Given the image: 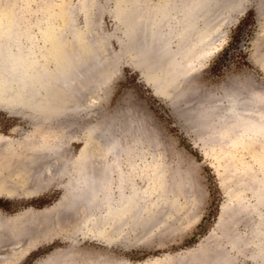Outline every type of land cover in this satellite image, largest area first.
<instances>
[{"label": "rangeland", "instance_id": "374dc122", "mask_svg": "<svg viewBox=\"0 0 264 264\" xmlns=\"http://www.w3.org/2000/svg\"><path fill=\"white\" fill-rule=\"evenodd\" d=\"M153 1L156 0L151 2ZM116 2L117 0H0V3L6 5L4 11H0V27H6V19L14 16L16 26L22 32V43L26 44L24 37L30 35L33 38L30 42L34 50L37 49L36 52L43 45L41 29L65 25L68 13L73 18L75 27L82 29L87 14L84 6L90 5L89 12L92 15L90 14L89 28L95 32H92L94 38L97 39L98 36L103 40L105 37L107 69L110 73V80H107L106 85L103 84L105 87L102 85L98 88H101L100 91L97 89L96 94L94 92L98 98L96 97L90 113L81 111L77 114L78 117L66 113L64 116H53L47 121L38 122L29 118L33 114L28 110L15 108L16 106L11 109L8 106L10 104L3 105L0 102V139L40 140L39 131L50 130L53 134L59 128L66 135L60 136L63 146L59 149L57 158L61 160L68 155L71 159L82 147L86 125L98 120L112 123L117 130L114 133H118L116 135L120 136L125 147L124 153L120 155L123 172L136 188L142 189L140 191L143 196L146 195L141 198L146 202L142 201L147 205L152 203L155 221L148 223L146 220L141 234L135 235L136 232L126 228L125 237L121 241L113 239L110 243H104L96 237V229L90 230L84 208L76 203L69 205L70 198L63 195L68 176L53 175L49 180L44 171L37 172L30 176L23 190H15V196L0 197V218L8 219L26 213L23 216L25 224L22 230L24 228L26 233L27 245L32 243L34 246L14 264H39L45 258L49 262L59 263L60 259L71 253L76 261L84 254L93 253L98 256L100 253L99 257L108 258L110 264H117L118 261V264H200L203 260L205 264L216 257L227 264H263L255 256V243L248 240L251 238L249 235H252L251 227L257 220L252 187L264 186V142L256 137H237L233 132L222 133L221 128L217 134L209 133L198 124L199 118L194 109L199 103L206 104L211 100L219 108H223L226 104L224 85L230 86L229 88L232 84L234 88L244 85L247 89L252 87L250 89L264 94V71L251 60L252 44L258 40V23L262 21L256 11L261 0H247L240 7L228 11L219 10V14L213 17L215 29L209 36L210 42L203 51L197 50L195 56L191 57L194 67L189 72L185 70L180 77L178 89L193 86L192 90H197L193 95L184 93L186 103L182 101L177 107L184 113L178 112L179 116L172 114L166 100L142 80L139 70L134 66L133 53L125 51L124 30L116 18ZM177 18L175 15L171 19V27H175ZM52 33L53 36L56 35ZM171 40L170 46L175 49L176 38ZM261 48L264 53V41ZM196 65L200 66L199 69ZM186 72L191 77L184 78ZM182 81L188 82V85L185 82L182 84ZM198 92L202 96L199 97ZM205 92L208 94L205 95ZM37 123L41 124V128L36 131L34 125ZM120 126L123 127L122 132L118 130ZM124 130L141 132L142 140L133 142L129 133ZM54 136H48V140H54ZM159 162H162L164 170L163 175L156 179L154 168ZM55 163L59 164L58 160L52 159L48 163L53 172L56 171ZM32 177H35L34 180H31ZM112 177L117 176L113 174ZM158 182L162 185L159 188ZM161 194L166 195L165 200ZM42 207L52 208V213L42 217L35 214L33 217L28 216L29 212ZM224 207L228 211V218L225 224L220 225L219 217ZM259 210L263 212L262 208ZM93 213L98 214V217L102 212ZM145 213L144 211L142 217L147 218ZM138 235L139 239L134 238ZM236 235L244 238V241L238 244V249H232L227 240ZM20 243L21 245L14 246L15 257L25 245Z\"/></svg>", "mask_w": 264, "mask_h": 264}, {"label": "bare ground", "instance_id": "6f19581e", "mask_svg": "<svg viewBox=\"0 0 264 264\" xmlns=\"http://www.w3.org/2000/svg\"><path fill=\"white\" fill-rule=\"evenodd\" d=\"M151 1L117 0L115 6L116 18L124 30L125 51L133 53L134 66L139 70L142 80L149 84L155 93L166 100L172 114L179 116L184 113L177 108L180 102H184V93L193 95L197 90V88L192 90L193 86L188 89H178L181 81L180 77H182L181 75L184 74L185 70L189 72L194 67L193 58L191 57L195 56L197 50L203 51L210 42L209 36L215 29L213 28V17L219 14V10L228 11L234 7H240L247 0ZM261 2V4H258L256 11L262 21L258 23L256 35L258 40L252 44L253 54L251 60L264 71V53L261 48L262 41H264V0H261ZM5 8L6 5L0 3V11H4ZM84 8L87 14L82 29L75 27L73 18L68 12L65 25H58L59 27L54 25L50 29H41V37L44 40L39 52H36L37 49L34 50L32 42H30L33 38L30 35L24 37L27 43H22L21 31L16 26L15 17L6 19L5 25L7 26L0 27V102L3 105L10 104L8 106L11 109L16 106L15 108L28 110L33 114L29 118L38 122L47 121L53 116H64L66 113L71 114L73 117H78L77 114L81 111L90 113L93 105H95V100H97L96 97L98 98V96H95V91L103 84L106 85L107 80H110V73L107 69L108 56L106 43L104 42L105 37L103 40L98 36H96L97 39L94 38L93 33L95 32L89 28L91 25L90 5H85ZM175 15L178 18L174 23L175 27H171L170 21ZM216 26L218 27V25ZM52 32L56 35L53 36ZM172 38H176L175 49L170 46ZM198 65L196 66L198 67ZM187 72L186 76L183 75L184 78L190 76ZM99 75L100 77H98ZM184 82L182 81V84ZM187 83L185 82V84ZM185 84L184 86H186ZM229 87L224 85L226 89L234 88V85L232 84L231 88ZM202 88L198 89L203 91ZM250 88L247 89L242 85L239 88L235 87L233 90L225 89L223 94L226 97V104L223 102L225 106L220 107L221 109L211 99L208 103L205 102L206 104H203L204 102L199 103V105L196 104L198 106L194 109L197 118H199L198 124L200 127H203L209 133L215 132L216 134L219 133L221 128L222 133L233 132L234 136L237 137H256L264 142V94ZM100 89L98 90L100 91ZM205 93L207 95L210 92ZM197 98H194V100ZM131 120H133L132 117ZM34 126L36 131L41 128L39 123ZM73 126L71 127L73 128ZM115 130L116 127L112 123H104L99 120L95 123H89L88 126L86 125L83 134L84 142L82 141L83 144L78 153L72 156L71 159L68 155H65L61 160L57 158L59 149L61 150L63 146L60 136L63 137L66 134L59 128L57 134L53 133L56 134L55 136L51 134L50 130L39 131L41 132L40 140H9L2 137L0 139V197L12 198L15 196V190H23L25 185L28 184L30 176L37 172L44 171L49 180L52 179L51 176L53 175L63 174L68 176L63 195L70 198L69 205L76 203L84 208L86 214L83 211V215L85 214V219L89 220L90 230H97L96 237L98 239L104 243H110L113 239L121 241L125 237L126 228L136 232L135 235L137 233L141 234L140 231L145 228H142L144 222L147 220L150 223L154 220L155 213L152 212L154 207L152 203L149 205L144 203L146 201L141 198L146 195L143 196L144 194L140 191L142 189L136 188L125 176L120 163V155L124 153L125 147L120 136L116 135L118 133H114ZM118 130L123 131V127L120 126ZM124 131L129 133L128 135L133 142L138 143L139 140H142L141 132L139 133L137 130ZM50 135L54 136V140H48ZM145 137L148 136L145 135ZM137 143L135 144L137 145ZM52 159L59 162V164L55 163L56 165H54V167L56 166L55 172L48 164ZM162 165V162H159L154 168L156 179L163 173L164 167ZM113 174H116L117 177L113 178ZM41 177L43 178V175ZM11 178H14V181ZM34 178L32 177L31 180H34ZM158 183L157 188L162 186L161 182ZM252 191L255 197L257 220L251 227L252 235H249L251 238L248 241L252 240L255 243V256L264 264V186H254ZM161 195L162 199L165 200L164 196L166 195ZM260 208L263 209V212H260ZM225 209L224 207L221 210L220 225L227 222L226 213L228 211ZM52 210L49 207L42 211H25L29 212L28 216L33 217L35 214V216L41 215L42 217L51 214ZM95 211H101L102 213H99V216L96 217L98 214L93 213ZM144 211L147 218H144L146 216L142 217ZM24 214L26 213L8 219L0 218V264H14L34 247L32 243L27 245L26 233L24 228L22 230V226L25 224ZM134 238L139 239L140 236ZM227 241L232 249H238V244L242 243L244 238L236 235L229 237ZM20 242L25 245H22L23 249L15 257L14 246H16L15 244L21 245ZM57 253L61 255L60 252ZM52 254L54 255V253ZM71 255L74 254L71 253L68 257H63L59 263L49 262L47 261L48 258H45V261H41L42 263L39 264H110L108 258L99 257L100 253L98 256L93 253L84 254L78 261ZM160 259L162 260V258ZM212 259L205 264H220L221 262L219 257ZM11 260L14 261L11 262ZM110 261L113 262L112 259ZM203 263L204 260L200 262V264ZM222 264H227V262L223 261Z\"/></svg>", "mask_w": 264, "mask_h": 264}, {"label": "water", "instance_id": "95a60500", "mask_svg": "<svg viewBox=\"0 0 264 264\" xmlns=\"http://www.w3.org/2000/svg\"><path fill=\"white\" fill-rule=\"evenodd\" d=\"M48 207H42V208H39V209H35V210H38V211H42V210H45V209H47ZM27 209H29V208H27ZM26 210V209H25Z\"/></svg>", "mask_w": 264, "mask_h": 264}]
</instances>
